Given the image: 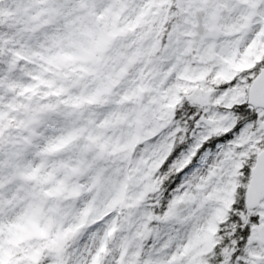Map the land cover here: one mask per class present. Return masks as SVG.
I'll return each instance as SVG.
<instances>
[{"label":"snow or ice","instance_id":"6c2138e0","mask_svg":"<svg viewBox=\"0 0 264 264\" xmlns=\"http://www.w3.org/2000/svg\"><path fill=\"white\" fill-rule=\"evenodd\" d=\"M0 264H264V0H0Z\"/></svg>","mask_w":264,"mask_h":264}]
</instances>
